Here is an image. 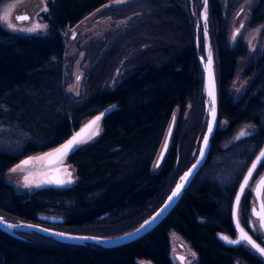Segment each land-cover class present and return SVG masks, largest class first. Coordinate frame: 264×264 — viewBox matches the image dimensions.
<instances>
[{
	"label": "trees",
	"instance_id": "trees-1",
	"mask_svg": "<svg viewBox=\"0 0 264 264\" xmlns=\"http://www.w3.org/2000/svg\"><path fill=\"white\" fill-rule=\"evenodd\" d=\"M6 1L0 0V5ZM106 1L48 0L43 16L48 26L46 35H20L0 25V127L6 128L11 137L22 132L32 138L23 144L19 155L0 150V216L70 233L112 237L132 230L153 215L190 166L189 162L182 171H176L189 147L194 148V135L201 137L206 127L202 118L207 116L209 104L200 63L204 29L211 40L218 121L225 125L216 127L203 165L175 206L140 238L102 248L93 243L62 242L34 231L0 229V264H172L170 231L193 249L196 264H235V260L264 264L246 246H228L217 237L234 233L231 203L236 183L264 143V51L257 65L247 70L246 76L257 71L249 89L233 101L226 88L243 51L228 46L217 0H207L206 28L201 20L204 0H195L194 16L186 0H151L153 12L142 18L135 30L149 35L157 30L166 37L171 34L174 44L157 46L145 39L147 48L130 62L125 76L109 91L101 89L106 75L100 78V74L112 59L105 57L90 72L81 88L82 97L76 100L64 90L61 31ZM263 21L264 0H252L250 22ZM153 53L160 56L154 60ZM188 102L191 111L187 122L178 121L187 127L181 133L178 126L175 128L169 151L153 171L174 109L182 112ZM98 114L100 136L67 155V161L76 168L75 184L22 194L3 181L5 172L20 158L61 145L78 130L83 119ZM242 124L252 125L254 134L222 148ZM242 211H248L247 197Z\"/></svg>",
	"mask_w": 264,
	"mask_h": 264
},
{
	"label": "rangeland",
	"instance_id": "rangeland-1",
	"mask_svg": "<svg viewBox=\"0 0 264 264\" xmlns=\"http://www.w3.org/2000/svg\"><path fill=\"white\" fill-rule=\"evenodd\" d=\"M150 1L151 0H107L103 5L93 10L77 24L72 27H65L61 31L64 44V90L68 95L76 100H79L80 97H82L80 96L81 88L88 75L105 57L108 59L112 56V59L109 63L108 69L100 74V78H103L102 76L106 75L101 89L103 91H109L112 90L125 76V73L130 69V62H132L136 56H140L141 50L147 48L148 43L145 39L154 41L157 46L163 45V47H166L174 44V41L171 39V34L166 37L165 35H161V31L157 30L154 35H149L148 32L142 30L141 32L135 30L137 23L153 12V6ZM186 1L190 15L194 16L196 8L195 4L197 6V3L195 0ZM217 2L220 5L221 25L225 28L228 46L230 48L240 47L243 51L242 57H239L236 61L234 76L226 88V94L233 101H236L243 97L247 89H249L253 76L257 73V71H255L252 75L246 76L248 68L257 65V62L260 60L264 51V21L257 24L250 22L252 0H217ZM47 3L48 0L6 1L0 5V16L4 17V19H0V25L6 30L20 35H46L48 32V26L44 21L43 16L48 11ZM202 10L203 7L201 8V12ZM203 11L206 12V15L208 14L207 7ZM143 13L144 15H141ZM18 16H27L28 18L17 20ZM9 25H11V27ZM32 28H35L36 30L33 32L24 31L25 29ZM205 31L207 32L206 39ZM135 32H139V34ZM202 35L204 38V57L202 62L205 63L208 52L211 51V40L207 29L202 31ZM137 36L140 38H135ZM110 49L112 51L111 54H109ZM151 56H153V59L155 60L160 54L153 53ZM190 104L191 103L188 102L182 112L175 108L172 113L171 121L173 127L165 155L170 149L172 138L176 130L175 128L178 126V133H181L184 132V129L187 127L184 123L187 122L191 111ZM97 116L100 117V119L96 121L88 134L81 139L84 142L80 143L75 149L95 141L100 136L102 132L101 114H98ZM92 118L88 117L83 119L80 122L78 130L87 124ZM206 120L207 116L205 115V117L202 118V121L206 122ZM178 121H184V123L178 124ZM169 124L164 131L160 148L154 158L152 164L153 171H156L160 167L164 159H162L158 166H155ZM224 125V121H218L217 119L216 127H223ZM75 132L76 131H74L72 135H74ZM241 132H245L246 135L240 136ZM254 132L255 129L252 125L242 124L221 147L226 148L239 140L249 138ZM201 138L202 136L199 137L194 135V148L193 146L189 147L186 157L177 164L178 167L176 171L180 172L185 168L187 163L190 162L189 165H191L194 162ZM31 139V137L25 136L22 132L11 137L6 128L0 127V150L2 151L19 155L23 149V144L29 142ZM33 141L35 143L39 142L35 139ZM179 141L181 144L182 141ZM60 146L61 145H58L20 158L17 163L5 172L3 181L10 184L14 191L22 194H31L36 190L44 188L60 189L72 186L77 180V173L76 168L67 161L68 154L54 163L49 162L50 156ZM178 147L179 144H177V149ZM260 148L256 151L254 156ZM29 159L30 163L25 168L16 172L11 171V169L22 161ZM244 172L240 175L236 186H238ZM262 173H264V164L258 166L256 172L253 174L254 177L249 181V186L244 192L250 191L252 195L254 183L257 177ZM25 177H28L27 186L25 185ZM243 194L241 195L238 206L239 221L244 224L246 229L249 228L251 223L253 227L251 229L252 237L256 238V240L260 241L264 246V234L260 230L257 222L251 217L248 211L246 213L242 211ZM262 199H264V196ZM249 203L252 205L255 204L253 196ZM56 215L61 216V214ZM168 240L170 246L169 257L172 264H196V253L178 234L170 231L168 233ZM184 250L186 253H183ZM250 251L254 253L251 249ZM183 256H185L184 259ZM182 260L183 263L180 262ZM235 264L242 263L239 260H235Z\"/></svg>",
	"mask_w": 264,
	"mask_h": 264
},
{
	"label": "water",
	"instance_id": "water-1",
	"mask_svg": "<svg viewBox=\"0 0 264 264\" xmlns=\"http://www.w3.org/2000/svg\"><path fill=\"white\" fill-rule=\"evenodd\" d=\"M206 7H207V1L204 0L203 1V10H205ZM203 10L201 12V20H202V23H204L207 26V24H206L207 21L204 18L206 15V12H204ZM206 18H207V15H206ZM200 63H201V67L203 70L204 91H205V95H206V98H207V101L209 104V110L207 113L206 127H205L204 133L202 135L200 144H199V148H198V151L196 154V158H195L194 162L181 174L179 180L173 186V188L170 190V193L167 195V197L164 200V202L162 203V205L155 211V213L153 215H151L146 220L149 222L148 224H145V222H143L142 224L133 228L132 230L127 231V232L120 234V235H117V236L99 237V236H95V235L77 234V233H70V232L55 230V229H52V228H49V227H46V226H43L40 224L24 223V222H12V221H9L6 218L0 216V220L3 221V223H0V229L5 231V232H10V230H13V229L21 230V231H34L38 234L48 236V237L54 238V239L62 241V242H68V243H85L86 242V243H93V244L98 245L102 248H112V247H116V246H120V245L129 243V242H132V241L140 238L141 236H143L147 232H149L152 228H154L170 212V210L175 206V204L177 203V201L181 197L183 191L187 188V186L190 184V182L192 181V179L194 178L196 173L199 171V169L203 165L205 158H206V154H207L209 140L211 139V137L215 131L216 125H217V119H218V116H217V90H216V78H215V72H214V61H213L212 52L211 51L208 52L205 63H203L202 61ZM209 92L212 93L211 96L209 95ZM97 117L98 116L92 118L87 124H85L79 130H77L74 135L70 136V138H68V140L72 139V137L76 136L78 133L80 134L79 138L82 139L92 129V127L94 126V124L92 122L96 121ZM209 122H211L213 125V131L211 133H209V131H208ZM172 127H173V123L171 121L169 126H168V130L166 132V136H165V139L163 141L162 147H161L159 154L157 156L155 166H158L165 156V153H166L167 148H168V143H169V138H170V134L172 131ZM205 135H208V137H209L207 145H205V143H204ZM68 140L63 142L61 144V146L66 144ZM166 140H167V148L165 149L164 145H165ZM201 150H203V153H204L203 156L201 155ZM261 150H264V144L261 146L260 150L257 152V154L253 157V159L251 160V162L247 166V168H246V170H245V172H244V174H243V176H242V178H241V180L237 186V189L235 191V194H234V197H233V200L231 203V221H232L233 227L236 231V236L234 238H231L226 234H218V236H217L221 242H223L224 244H226L228 246H236V245L241 244V243H239V244L233 245V244L227 243L224 239H221V237H227L228 240H234V239L239 238V229L237 228L236 221L234 220V217H233V209H234V206H236V196H237V193L240 192V186L242 183H244L245 176L248 175L249 169L252 167L253 162L257 160L258 156H260ZM162 151H163V156H161ZM69 152L70 151H68L67 154ZM65 155H60L55 151L50 156L49 162L54 163V162L58 161L59 159H61ZM158 160H159V164H157ZM193 165H196V167L194 169H193ZM190 169H192V172L189 174L188 178L186 180H181V177H183L185 175V173H188ZM261 177H264V174ZM261 177L258 179V181L256 182L254 189H253V193H254V196L256 198V205H257L254 208H256L258 212L260 211V204H259V200L257 198V190L256 189H257V184H258L259 180L261 179ZM178 183L183 185V186L180 189L178 195L173 197V199L170 201L169 197L172 196L173 191L176 190V186ZM260 199H261V196H260ZM254 208H252V214H253ZM43 217L50 220V221H59L60 220V218L54 217V216H43ZM255 217L258 219L257 216H255ZM237 218H238V208H237ZM259 223H260V221H259ZM9 225H15V226L10 227ZM141 225H144V227L141 228ZM239 225H240V223H239ZM240 227L243 228L241 225H240ZM137 230H139V231H137ZM58 233L62 234V235H57ZM252 250L264 261V256H261L254 249H252ZM180 262L183 263V260ZM138 264H152V263L147 262V261H141V262H138Z\"/></svg>",
	"mask_w": 264,
	"mask_h": 264
},
{
	"label": "snow or ice",
	"instance_id": "snow-or-ice-1",
	"mask_svg": "<svg viewBox=\"0 0 264 264\" xmlns=\"http://www.w3.org/2000/svg\"><path fill=\"white\" fill-rule=\"evenodd\" d=\"M27 18H28L27 16H18L17 17L18 20L27 19ZM204 18L206 19V15ZM0 19H4V17L0 16ZM9 26L11 27V25H9ZM37 27H39V26H37ZM205 28H206V25H205ZM35 30H36L35 28H32V29H25L24 31L33 32ZM206 38H207V32L205 31V39ZM209 95L211 96L212 93L209 92ZM99 119H100V117H97L96 121H98ZM96 121H93L92 123L95 124ZM208 131H209V133H211L213 131V125L211 122H209ZM244 135H246L245 132L240 133V136H244ZM79 137H80V134L78 133L76 136H73L72 139L68 140L66 144L62 145L59 149H56L55 151L60 155H65V154H67L68 151L74 150L75 147H77L80 143L84 142ZM208 139H209L208 135H205V137H204L205 145H207ZM164 148L165 149L167 148V140L165 141ZM203 154H204L203 150H201V155L203 156ZM161 156H163V151L161 153ZM29 163H30V159L24 160L20 164L16 165L13 169H11V171H13V172L19 171V170L25 168ZM157 164H159V160L157 161ZM262 164H264V150H261L260 156H258L257 160L253 162L252 167L249 169L248 175L245 176L244 183H242L240 186V192L237 193V196H236V206H234V209H233V217H234V220L236 221V226L239 229V238L234 239V240H228L227 237H221V239H224L227 243H230L233 245L239 244V243H245L248 246H250L252 249H254L256 252H258L261 256H264V247H261L258 243H256V241L253 240L252 237L249 236L245 232V230L240 227L239 221L237 218V208L239 205L240 197L244 193L245 189L248 188L249 181L252 179L253 174L256 172L258 166H261ZM195 167H196V165H193V169ZM191 172H192V169H190L188 173H185V175L183 177H181V180H186ZM27 184H28V177H25V185L27 186ZM182 186L183 185H181L179 183L177 184L176 190H174L172 193V196L169 197L170 201L173 199V197L178 195ZM256 190H257V198H258L259 204H260V211L258 212L257 209L254 208L253 209V215L258 217V219L260 221V227L262 229H264V199H260L261 193H264V177H261V179L259 180ZM0 223H3V221L0 220ZM148 223H149L148 221H145V224H148ZM9 226L14 227L15 225H9ZM143 227H144V225H141V228H143ZM137 231H139V230H137ZM57 235H62V234L58 233Z\"/></svg>",
	"mask_w": 264,
	"mask_h": 264
},
{
	"label": "flooded vegetation",
	"instance_id": "flooded-vegetation-1",
	"mask_svg": "<svg viewBox=\"0 0 264 264\" xmlns=\"http://www.w3.org/2000/svg\"><path fill=\"white\" fill-rule=\"evenodd\" d=\"M264 173H262L261 175H259V177H257V179H256V181H255V183H254V186H255V184H256V182L258 181V179L263 175ZM254 177V176H253ZM254 186H253V189H254ZM252 196H253V200H254V202H255V204H250L249 203V201H250V199L252 198ZM263 196H264V193H262L261 194V199L263 198ZM246 197H247V201H248V212H249V214L251 215V217L252 218H254L255 219V221L257 222V224H258V226H259V228H260V230L263 232V234H264V230L260 227V223H259V220L255 217V216H253V214H252V208H254V207H256L257 205H256V198H255V196H254V193H253V190H252V195H251V193H250V191H248V192H244V194H243V197H242V201L244 202L245 201V199H246ZM249 205H250V207H249ZM238 213H239V210H238ZM238 220H239V216H238ZM231 223H232V221H231ZM239 223H240V225L244 228V230L252 237V235H251V229L253 228L252 227V224L250 223V225H249V228L248 229H246L245 227H244V224H242L240 221H239ZM232 227H233V224H232ZM233 230H234V233L232 234V236H229V237H231V238H234L235 236H236V231H235V229H234V227H233ZM182 238V237H181ZM258 244H260L262 247H264L262 244H261V242L260 241H257L256 240V238H254V237H252ZM183 239V238H182ZM184 240V239H183ZM185 241V240H184ZM186 242V241H185ZM187 243V242H186ZM188 244V243H187ZM189 245V244H188ZM239 245H244V246H246L248 249H249V251H250V246H248L247 244H245V243H241V244H239ZM190 247V246H189ZM191 248V247H190ZM192 249V248H191ZM193 250V249H192ZM252 250V249H251ZM253 251V250H252ZM251 252V251H250ZM254 252V251H253ZM183 253H186L185 252V250H184V252ZM254 254H255V252H254ZM183 255H186V254H183ZM170 258V257H169ZM185 258V256H183V259Z\"/></svg>",
	"mask_w": 264,
	"mask_h": 264
}]
</instances>
